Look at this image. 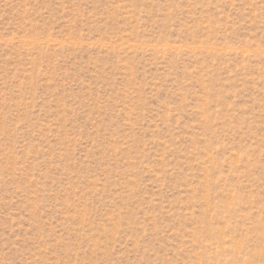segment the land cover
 I'll list each match as a JSON object with an SVG mask.
<instances>
[{
    "label": "rangeland",
    "instance_id": "rangeland-1",
    "mask_svg": "<svg viewBox=\"0 0 264 264\" xmlns=\"http://www.w3.org/2000/svg\"><path fill=\"white\" fill-rule=\"evenodd\" d=\"M0 264H264V0H0Z\"/></svg>",
    "mask_w": 264,
    "mask_h": 264
}]
</instances>
